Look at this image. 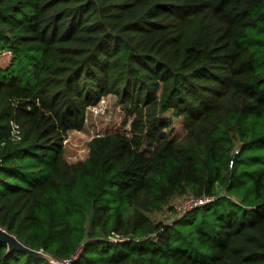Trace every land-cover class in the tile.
I'll return each mask as SVG.
<instances>
[{"label": "trees", "instance_id": "16d2710c", "mask_svg": "<svg viewBox=\"0 0 264 264\" xmlns=\"http://www.w3.org/2000/svg\"><path fill=\"white\" fill-rule=\"evenodd\" d=\"M3 53L0 227L72 264H264V0H0ZM108 94L130 130L67 162ZM190 193L216 199L152 221Z\"/></svg>", "mask_w": 264, "mask_h": 264}, {"label": "rangeland", "instance_id": "374dc122", "mask_svg": "<svg viewBox=\"0 0 264 264\" xmlns=\"http://www.w3.org/2000/svg\"><path fill=\"white\" fill-rule=\"evenodd\" d=\"M6 60H9L7 55L0 56L1 67L4 66ZM98 105H100L101 112H91L90 108ZM164 116L168 121V127L165 130H167V136L169 138L181 139L186 135L182 116H177L172 111H168ZM132 119L133 114H129L125 105L119 103L116 96L112 94L102 96L97 104L88 107L84 127L81 130L69 131L63 139L64 159L69 163H77L85 160L89 155V143L94 137L114 132H128ZM146 146L147 142L144 143L143 147ZM181 198L182 195L174 196L162 210L151 212L149 215L152 221L170 222L179 218L174 205ZM109 238L111 240L118 239L116 234H110Z\"/></svg>", "mask_w": 264, "mask_h": 264}, {"label": "built area", "instance_id": "2783aa9c", "mask_svg": "<svg viewBox=\"0 0 264 264\" xmlns=\"http://www.w3.org/2000/svg\"><path fill=\"white\" fill-rule=\"evenodd\" d=\"M102 102H103V100H102ZM100 105H98L96 107H91L90 108L91 112H93V113L101 112ZM215 199H216V196H214V195L203 194L200 197H195L192 194H185V195H182V198L179 199L175 203L174 206H175V209L178 213V216H182L186 212L191 211V210L195 209L196 207L204 206L208 203H211ZM78 253H79V251L72 258H67V259H62V260L55 259L56 264H72L73 261L77 259Z\"/></svg>", "mask_w": 264, "mask_h": 264}, {"label": "water", "instance_id": "95a60500", "mask_svg": "<svg viewBox=\"0 0 264 264\" xmlns=\"http://www.w3.org/2000/svg\"><path fill=\"white\" fill-rule=\"evenodd\" d=\"M0 242L5 243L7 245V251H21L31 257L44 259L51 264H56L55 259L50 254L45 253L41 250H34L25 246L16 238L15 235L11 234L2 227H0Z\"/></svg>", "mask_w": 264, "mask_h": 264}]
</instances>
